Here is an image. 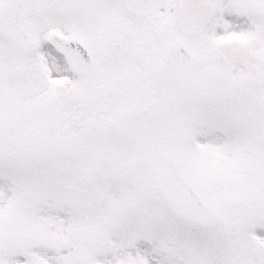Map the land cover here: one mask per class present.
Masks as SVG:
<instances>
[{
    "label": "snow or ice",
    "instance_id": "1",
    "mask_svg": "<svg viewBox=\"0 0 264 264\" xmlns=\"http://www.w3.org/2000/svg\"><path fill=\"white\" fill-rule=\"evenodd\" d=\"M0 264H264V0H0Z\"/></svg>",
    "mask_w": 264,
    "mask_h": 264
}]
</instances>
